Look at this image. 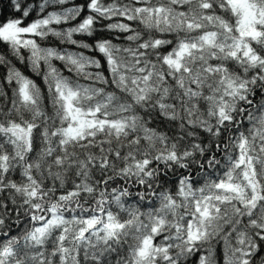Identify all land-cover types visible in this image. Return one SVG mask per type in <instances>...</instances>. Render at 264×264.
Listing matches in <instances>:
<instances>
[{
  "label": "snow or ice",
  "instance_id": "6c2138e0",
  "mask_svg": "<svg viewBox=\"0 0 264 264\" xmlns=\"http://www.w3.org/2000/svg\"><path fill=\"white\" fill-rule=\"evenodd\" d=\"M0 264H264V0H0Z\"/></svg>",
  "mask_w": 264,
  "mask_h": 264
}]
</instances>
